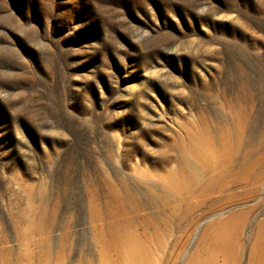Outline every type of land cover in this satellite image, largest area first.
Returning <instances> with one entry per match:
<instances>
[{
    "label": "rangeland",
    "instance_id": "obj_1",
    "mask_svg": "<svg viewBox=\"0 0 264 264\" xmlns=\"http://www.w3.org/2000/svg\"><path fill=\"white\" fill-rule=\"evenodd\" d=\"M219 229L248 264L264 0H0V264H187Z\"/></svg>",
    "mask_w": 264,
    "mask_h": 264
},
{
    "label": "bare ground",
    "instance_id": "obj_2",
    "mask_svg": "<svg viewBox=\"0 0 264 264\" xmlns=\"http://www.w3.org/2000/svg\"><path fill=\"white\" fill-rule=\"evenodd\" d=\"M222 137L220 139L219 147L221 149L224 147V143L227 141V137L231 140L228 132H221ZM228 184H224L222 186L223 189H227ZM165 223H155L154 221H149L148 229L149 231H153L155 236L153 238L157 240V242L161 241V229L164 228ZM214 229V226H208L205 232H210V229ZM222 230H218L217 232H212V234L206 238L203 235V238L197 244L195 250L189 256L187 260V264H229L233 263V244L238 240V236L236 238L235 232H228L226 236L223 234ZM237 240H236V239ZM257 241V243H256ZM256 241L249 252L248 264H264V233L260 234L259 238L256 236ZM179 251L178 253H180Z\"/></svg>",
    "mask_w": 264,
    "mask_h": 264
}]
</instances>
